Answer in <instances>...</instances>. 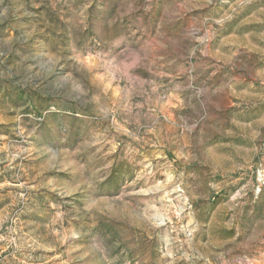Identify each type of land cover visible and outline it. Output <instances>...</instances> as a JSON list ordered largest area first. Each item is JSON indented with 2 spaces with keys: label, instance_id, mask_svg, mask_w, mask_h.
I'll return each instance as SVG.
<instances>
[{
  "label": "rangeland",
  "instance_id": "1",
  "mask_svg": "<svg viewBox=\"0 0 264 264\" xmlns=\"http://www.w3.org/2000/svg\"><path fill=\"white\" fill-rule=\"evenodd\" d=\"M0 264H264V0H0Z\"/></svg>",
  "mask_w": 264,
  "mask_h": 264
}]
</instances>
